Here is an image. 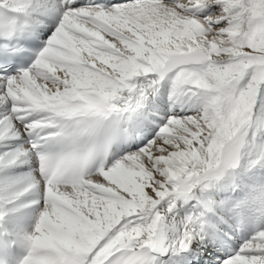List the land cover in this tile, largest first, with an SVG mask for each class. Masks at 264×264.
Here are the masks:
<instances>
[{
  "label": "snow or ice",
  "instance_id": "obj_1",
  "mask_svg": "<svg viewBox=\"0 0 264 264\" xmlns=\"http://www.w3.org/2000/svg\"><path fill=\"white\" fill-rule=\"evenodd\" d=\"M0 264H264V0H0Z\"/></svg>",
  "mask_w": 264,
  "mask_h": 264
}]
</instances>
